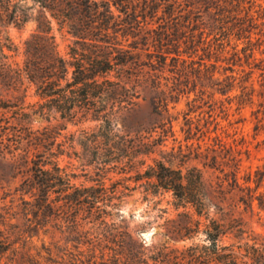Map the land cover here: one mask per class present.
I'll return each mask as SVG.
<instances>
[{
    "label": "trees",
    "instance_id": "obj_1",
    "mask_svg": "<svg viewBox=\"0 0 264 264\" xmlns=\"http://www.w3.org/2000/svg\"><path fill=\"white\" fill-rule=\"evenodd\" d=\"M22 1L0 0V23H25L37 5L38 30L25 42L22 63L16 60L17 46L0 33V87L20 92L27 83L38 100L26 104V92L0 106L12 113L0 119V157L10 156L17 174L28 172L18 186L23 222L0 216V264H264V235H253L238 212L245 205L264 217V169L258 166L241 177V152L235 151L226 160L214 154L204 163L223 174L215 183L197 166L184 171L156 158L141 171L158 145L151 139L157 126L152 119L141 121L133 135L127 125L143 92L165 93L160 80L168 59L178 70L177 63L186 62L183 54L197 50L195 39H184V28L201 39L206 35V41L235 35L252 42L248 29L234 24L251 0H143L141 5L139 0H34L27 9ZM53 20L74 38L67 57L57 48ZM254 91L252 83L246 94L251 104ZM155 104L158 115L170 110L167 98ZM34 115L65 122L35 129ZM91 121L98 126L80 129L78 141L80 158L94 165L95 178L78 182L77 174L60 163L64 153L78 151L73 141L66 145L58 137L68 123ZM120 166L146 178L153 196L171 194L168 204L178 219L168 220L164 236L178 242L203 234L204 243L145 245L122 217L130 186L122 180L107 183ZM49 225L60 232L58 257L53 247L34 240ZM226 237L234 241L227 243Z\"/></svg>",
    "mask_w": 264,
    "mask_h": 264
},
{
    "label": "rangeland",
    "instance_id": "obj_2",
    "mask_svg": "<svg viewBox=\"0 0 264 264\" xmlns=\"http://www.w3.org/2000/svg\"><path fill=\"white\" fill-rule=\"evenodd\" d=\"M139 1L141 5L143 0ZM21 4L22 8L27 9L34 5V0H23ZM245 5V9L240 17L234 20V24L248 29L246 33L250 34L251 43H248V38L238 39L235 35L231 37L224 35L218 39L210 36L206 41L203 40L206 39V35L201 39V35L192 36L191 29L184 28V39L186 41L195 39L197 50H193L191 56L183 54L186 62L179 61L178 70L174 66L176 62L168 59L160 80L161 89L165 90V93L141 94L140 106L132 111L127 125L132 127L131 133L135 135V127L141 121L152 119L157 128L151 139H155L158 144L155 152L146 156L147 161L145 166L140 168L141 171L147 168V164H153L152 159L156 158L184 171L197 166L205 172L207 179L215 183L223 174L204 163H209L211 155L214 154L219 155V161L226 160L235 151L236 154L237 151L241 152V154L239 152V157L242 158L241 177L258 166L264 169V0H251ZM38 9L37 5H34L33 10L29 9V20L20 25L5 21L0 23V33L9 36L17 46L16 60L20 63L25 59V42L38 30V23L35 20ZM113 9L119 14L115 7ZM248 12L251 14L250 18L246 16ZM52 34L55 36L60 54L67 57L69 45L74 42L73 36L68 33L67 27H61L57 20L52 22ZM149 49L155 53V47L151 46ZM252 83L255 88L253 104L249 102V95H246L250 92ZM26 86L27 83L21 87L20 92L0 87V106L9 99L14 100L15 95L24 96L26 92V104L36 102L38 97L35 96L34 87ZM245 86L247 89L243 90ZM244 92L245 95H242ZM162 98L170 101V110L158 115L157 112L160 110H157L155 103ZM11 115V112L0 108V119ZM9 121L7 126L12 119ZM31 122L35 129H42L49 124H62L65 121L52 117L49 122L34 115ZM98 124L95 121L68 123V128L58 137V141L66 145L73 141L72 144L78 151L77 155L64 153L60 158L62 166L77 174L78 182L90 183L95 178L94 165H88L85 159L80 158L82 153L78 141L81 137L80 129L87 128L91 131ZM9 160L10 156H7V159L0 157V216H5L10 223L23 222L24 204L20 199L18 186L28 172L17 174L8 163ZM129 166L127 170L121 169L123 166L114 167L108 174L111 180H107V183L122 180L130 186L131 190L122 203L121 213L130 228L138 230L140 240L145 245L168 242L171 246L179 248L193 242L204 243L203 234L194 239L178 242H173L163 235L168 220L178 219V211L168 204L171 194L164 192L162 196H153L149 193L147 179L142 178L136 169ZM241 182H244L243 178ZM250 185L254 186L255 183L251 182ZM165 209L167 212L161 211ZM238 212L253 231V235L257 237L264 235V217L260 218L257 209L251 211L245 205H240ZM0 228L4 226L0 225ZM60 237V232L49 225L46 231H41L34 240L39 246L44 241L47 246L54 248L55 256L56 253L60 256L63 253L55 248V243ZM225 241L231 243L234 239L226 237Z\"/></svg>",
    "mask_w": 264,
    "mask_h": 264
}]
</instances>
